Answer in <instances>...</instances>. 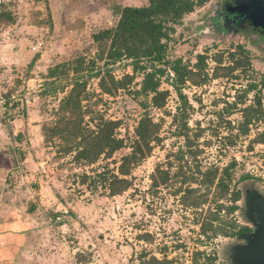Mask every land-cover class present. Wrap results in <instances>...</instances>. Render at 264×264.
Here are the masks:
<instances>
[{"label":"rangeland","instance_id":"1","mask_svg":"<svg viewBox=\"0 0 264 264\" xmlns=\"http://www.w3.org/2000/svg\"><path fill=\"white\" fill-rule=\"evenodd\" d=\"M214 1L173 25L167 41L169 60L180 57L193 67L197 54L207 55L209 79L183 87L193 106L187 125L197 152L195 158L186 155L184 160H190L186 171H193L195 164L202 170H221L236 160L231 188L240 190L241 198L233 213L224 208L220 218L252 230L245 198L252 192L264 195V144L252 142L264 131V119L254 120L246 134L240 125L242 108L254 105L256 99L264 118V41L247 31L209 32L198 25ZM146 3L5 0L0 4V221L20 223L30 236L12 259L14 264H139L141 257L152 256L171 264H192L198 252L199 262L235 264V246L245 243L240 234L212 236V231L202 234L200 230L208 211L216 207L213 188L205 195L206 203L192 208L181 204L180 194L175 193L180 183L175 179L157 189L151 186L157 165L171 175L185 165L176 158L187 149L173 122L181 102L169 84V67L162 66L166 72L160 85L170 92L165 106L150 108L153 119L161 120L162 140L132 169L129 189L110 196L103 188L80 183L84 173L94 176L105 167L116 172L120 159L130 151L143 114L138 101L142 98L132 93L142 73L134 72L133 81L114 94L101 91L96 72L102 75L105 70L119 79L133 74V68L125 58L99 59L92 35L114 26L117 7ZM231 57L241 66L231 75L211 77L216 59L230 66ZM74 78L86 83L82 104L119 123L116 133L125 145L110 159L77 163L72 155L58 151L59 141L46 144L43 140L42 125L54 118V109ZM190 184L205 194L204 186ZM219 202L225 207L232 204L229 196Z\"/></svg>","mask_w":264,"mask_h":264},{"label":"trees","instance_id":"2","mask_svg":"<svg viewBox=\"0 0 264 264\" xmlns=\"http://www.w3.org/2000/svg\"><path fill=\"white\" fill-rule=\"evenodd\" d=\"M209 1L147 0V3L142 6L117 7L114 13L118 15V18L114 26L100 29L92 35L99 59L115 62L125 58L131 61L133 68V74H125L119 79L105 70L102 71V75H100L101 71L96 72L101 91L106 94H114L118 89L127 87L133 81L134 72L142 73L143 78L139 87L132 93L135 98H142L138 101L143 109V114L135 126V137L131 142L130 151L122 156L116 172L105 167L94 176L84 173L80 176V183L86 184L89 188H103L110 196L120 195L129 189L131 180L128 176L132 169L150 156L154 146L159 145L162 140L160 136L161 120L153 119L150 108H163L169 97V90L160 89L161 77L166 72L162 66H167L172 72L169 84L181 102L177 113L173 115V122L178 124L179 132L177 134L184 138V146L187 151L180 150L176 154L179 162H184L185 165H179L177 172L172 175L169 170H164L157 165L150 176L151 186L157 189L175 179L180 183L175 193L180 194L181 204L192 208H199L206 203L207 198L205 197L213 188L216 207L214 210H209L205 220L200 223L201 233L207 234L212 231L210 234L212 236L232 237L251 231L247 226H239L232 220L223 222L220 218V212L224 208L227 214L233 213L237 208L236 203L241 198L240 190L231 188V172L236 165V160H232L221 170L219 167L202 170L200 165L195 164L194 170H188L189 172L186 170L190 160H184L186 155L189 159L195 158L197 152H193L194 140L189 135L187 125L193 106L184 93L183 87L188 82L202 84L209 79V74L206 71L207 55L197 54L196 62L191 67L180 57L169 60L167 52V41L170 40L172 26L181 24L186 15ZM231 61L230 66H223L221 58H217L218 65L213 70L211 77L231 75L242 64L232 57ZM221 71L223 73H220ZM55 72L56 70L51 72V75ZM63 73L64 71H61L60 74ZM85 85V81L78 78L72 80L71 88L59 100L54 109V118L50 122L44 123L41 131L46 144L57 140L60 153L72 155L74 162L90 165L101 158L110 159L116 151L124 147L125 142L116 133L119 124L117 120L107 119L98 111L82 104L83 95L86 94ZM239 100L242 101V98ZM260 110L259 99H256L254 105L242 108L241 133H248V126L254 120L264 119ZM252 142L264 144V131L257 133ZM183 169L185 170L183 171ZM190 183L204 186L205 194L199 192L200 187L191 186ZM227 196L232 204L225 207L219 201ZM200 255L199 252L196 254L192 264H206V262H199ZM139 264H171V260L158 259L155 256L148 259L141 257Z\"/></svg>","mask_w":264,"mask_h":264},{"label":"water","instance_id":"3","mask_svg":"<svg viewBox=\"0 0 264 264\" xmlns=\"http://www.w3.org/2000/svg\"><path fill=\"white\" fill-rule=\"evenodd\" d=\"M233 19L264 33V0H235ZM247 217L253 229L239 236L244 244L235 246V264H264V195L252 192L245 198Z\"/></svg>","mask_w":264,"mask_h":264},{"label":"flooded vegetation","instance_id":"4","mask_svg":"<svg viewBox=\"0 0 264 264\" xmlns=\"http://www.w3.org/2000/svg\"><path fill=\"white\" fill-rule=\"evenodd\" d=\"M235 0H217L212 3L210 10L208 9L198 25L204 27L209 32H249L256 34L257 38L264 41V33H261L258 28H250L247 24L233 19V7Z\"/></svg>","mask_w":264,"mask_h":264},{"label":"crops","instance_id":"5","mask_svg":"<svg viewBox=\"0 0 264 264\" xmlns=\"http://www.w3.org/2000/svg\"><path fill=\"white\" fill-rule=\"evenodd\" d=\"M28 235V231L20 223L11 219L0 221V264H14L12 259L29 239Z\"/></svg>","mask_w":264,"mask_h":264},{"label":"built area","instance_id":"6","mask_svg":"<svg viewBox=\"0 0 264 264\" xmlns=\"http://www.w3.org/2000/svg\"><path fill=\"white\" fill-rule=\"evenodd\" d=\"M3 1H5V0H0V4H1Z\"/></svg>","mask_w":264,"mask_h":264}]
</instances>
